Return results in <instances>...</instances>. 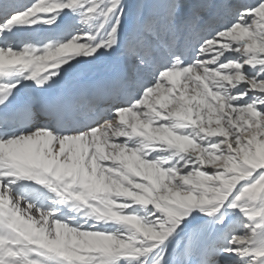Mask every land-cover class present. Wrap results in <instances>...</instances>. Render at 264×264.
Instances as JSON below:
<instances>
[{
    "label": "snow or ice",
    "instance_id": "snow-or-ice-1",
    "mask_svg": "<svg viewBox=\"0 0 264 264\" xmlns=\"http://www.w3.org/2000/svg\"><path fill=\"white\" fill-rule=\"evenodd\" d=\"M0 264H264V0H0Z\"/></svg>",
    "mask_w": 264,
    "mask_h": 264
},
{
    "label": "bare ground",
    "instance_id": "bare-ground-1",
    "mask_svg": "<svg viewBox=\"0 0 264 264\" xmlns=\"http://www.w3.org/2000/svg\"><path fill=\"white\" fill-rule=\"evenodd\" d=\"M36 27L43 28L44 26H42V25H37ZM22 32H25V33H31V30L25 28V29L22 30L19 34H21ZM42 33H43V31H40V32H37V33H32V34L38 35V34H42ZM19 34H18L16 37L12 38V40H11L10 42L14 44V40L19 36ZM102 68H103V65H99L98 68H97V70H102ZM41 74H44L43 71H41Z\"/></svg>",
    "mask_w": 264,
    "mask_h": 264
},
{
    "label": "rangeland",
    "instance_id": "rangeland-1",
    "mask_svg": "<svg viewBox=\"0 0 264 264\" xmlns=\"http://www.w3.org/2000/svg\"><path fill=\"white\" fill-rule=\"evenodd\" d=\"M110 163V162H109Z\"/></svg>",
    "mask_w": 264,
    "mask_h": 264
}]
</instances>
